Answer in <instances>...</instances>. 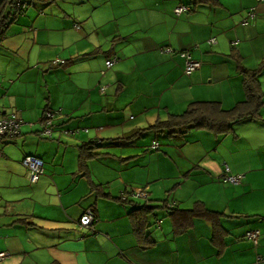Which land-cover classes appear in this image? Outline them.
Masks as SVG:
<instances>
[{"label": "crops", "instance_id": "1", "mask_svg": "<svg viewBox=\"0 0 264 264\" xmlns=\"http://www.w3.org/2000/svg\"><path fill=\"white\" fill-rule=\"evenodd\" d=\"M112 1L64 15L26 11L0 44V114L22 121L21 136L0 146V252L8 255L0 264H264V105L229 134L192 130L223 139L225 154L190 171L198 180L192 196L164 201L173 216L154 203L161 200L152 184L178 171L161 178L146 160L156 152L150 146L162 147V133L182 148L191 132L169 138L150 129L158 122L195 102L226 110L244 102L245 70L257 72L264 93V3ZM183 5L190 12L177 15ZM183 52L202 64L192 75ZM60 59L64 67L53 64ZM47 110L56 113L52 137L43 134ZM144 137L152 142L143 150ZM92 140L110 145L82 164L80 147ZM27 156L44 161L37 184L28 179ZM146 203L156 208L137 229L130 212ZM197 203L217 225L197 218L178 232L175 224L186 226L185 212ZM88 211L89 229L80 226ZM255 231L257 245L247 237Z\"/></svg>", "mask_w": 264, "mask_h": 264}, {"label": "trees", "instance_id": "2", "mask_svg": "<svg viewBox=\"0 0 264 264\" xmlns=\"http://www.w3.org/2000/svg\"><path fill=\"white\" fill-rule=\"evenodd\" d=\"M31 1L32 0H0V44L3 42L9 27L19 16L26 13L28 8L32 5V3H30ZM19 2H21V6ZM243 74L247 96L246 100L237 104L235 108L226 110L219 102H195L190 104L183 114L172 115L168 121H160L150 129L157 132H167L171 137L184 138L190 131L196 129L207 130L214 133L216 136H223L231 133L238 123L248 119H257L260 116V109L262 105H264V93L262 92L261 83L257 72L245 70ZM49 112L48 110L45 112L43 119L44 125L46 114ZM109 145L110 142L104 140H92L88 143H84L80 147L82 164H84L87 159L100 155L99 151L102 148L109 147ZM155 149H159V146ZM164 205L169 208L168 202H165ZM155 208L156 207L149 205V203L144 205L134 204L130 215L134 217L133 219L137 229L141 227L144 221L146 222V220L150 218ZM174 210L175 209H170L171 216L177 212L174 213ZM185 214L186 218L182 221V224H186V226L181 225V223L179 225V222L175 224L178 232H183V229L190 227L197 218L208 219L214 225H217V220L215 218L216 214L206 209L203 203H197L194 210L187 211Z\"/></svg>", "mask_w": 264, "mask_h": 264}, {"label": "rangeland", "instance_id": "3", "mask_svg": "<svg viewBox=\"0 0 264 264\" xmlns=\"http://www.w3.org/2000/svg\"><path fill=\"white\" fill-rule=\"evenodd\" d=\"M105 1L108 2V0ZM33 2L34 5H31L28 8L27 13L29 15L33 14V16H37V14L41 11L47 12V10L49 12H58L61 15H64L65 11H73L74 13H79L81 8H84V6L89 7L87 9L93 11L94 9H96L94 6L98 7L99 4L103 3V0H33ZM84 2L86 4L83 5ZM116 3L117 1L114 0L111 2V5H116ZM106 5L107 4L102 6L103 11H108L110 9L109 7L105 8ZM18 18L20 20L23 19L22 16H19ZM64 58H66V60L69 59L68 56H64ZM45 72L46 71H44V73ZM159 136L162 140V147H159L160 151L158 149H155V145L150 146L148 149L156 152H151L146 160L148 162L151 161V168H153L154 170H156L157 167L163 170L161 178L165 173L169 175H174L175 173H177V171L178 173L174 177H170L169 179L163 178L152 184V188L155 191H152V194L155 193L161 200V202L158 201L154 203L163 204L164 201H167V198H169V196H171L173 193H176L180 197L192 196L193 193L197 191L198 180L195 178L189 179L190 171L192 170V173L193 168L197 165V163L201 161L204 165H212L218 163V161H213L212 158L221 160V158L225 154V144L223 139L220 143L221 140L216 139L210 133L204 131H191L184 141L186 145L182 148H179L177 146L176 139L170 140L167 138V134L164 133ZM17 139L18 138H5L0 142V146L2 145V143H6L8 141L12 142ZM188 141L189 143H187ZM151 142L152 141H150L148 138L144 137L140 138L137 143H139L140 147L144 146L146 148L150 145ZM158 145H160V142L158 143ZM144 147H142L143 150L145 149ZM159 161L162 163H158ZM164 163L168 164L167 167H164ZM197 173L198 172L194 171L192 177ZM138 185L139 186L137 188L141 187L139 189L143 190V186L145 185Z\"/></svg>", "mask_w": 264, "mask_h": 264}, {"label": "built area", "instance_id": "4", "mask_svg": "<svg viewBox=\"0 0 264 264\" xmlns=\"http://www.w3.org/2000/svg\"><path fill=\"white\" fill-rule=\"evenodd\" d=\"M21 1V0H20ZM260 2L264 3V0H259ZM21 6V2H19ZM25 6V5H24ZM191 8L189 6L183 5L179 6L176 9L177 15H182L184 13L190 12ZM254 17V13H251V18ZM245 24L248 23L247 21L244 22ZM212 43L216 42V40H212ZM167 53H174L172 49H166ZM181 56L186 59V74L192 75L194 72L198 71L202 64L200 62L194 61L192 56L189 53L183 52ZM66 62L62 60H56L53 62L55 66L64 65ZM114 61H108L107 66L109 68L113 67ZM56 113L49 112L46 114V121H45V130L43 134L49 137H52V127ZM21 126L22 121L18 118L16 114H11L9 116H3L0 114V142L5 138H18L21 135ZM158 148V145L154 146ZM1 155V152H0ZM23 165L28 171V179L30 183L37 184L42 176L44 175V162L42 159L35 157V156H27L23 160ZM228 182L232 183L233 185H238L241 183L242 177L241 176H229L226 179ZM136 197H143V192L139 191L135 195ZM94 214L91 211H88L80 220V226L89 229L92 224L94 223ZM258 236L259 232H250L247 234V237L254 241V243L258 244ZM7 253L0 252V261L7 258Z\"/></svg>", "mask_w": 264, "mask_h": 264}]
</instances>
